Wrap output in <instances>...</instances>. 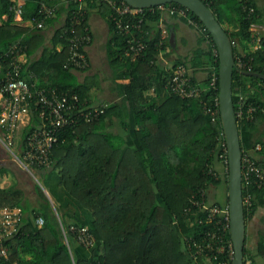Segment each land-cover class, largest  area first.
<instances>
[{
    "label": "trees",
    "instance_id": "trees-1",
    "mask_svg": "<svg viewBox=\"0 0 264 264\" xmlns=\"http://www.w3.org/2000/svg\"><path fill=\"white\" fill-rule=\"evenodd\" d=\"M22 1L24 20L37 15L41 2L48 5L63 2L54 16L46 20V25L63 14L67 18L55 34L53 46L44 49L38 59L29 62L25 68L36 77L31 81L37 88L53 87L65 92L70 103H75L76 112H88L101 106L104 111L90 120L79 116L74 125L66 126L58 145L51 151L50 168L36 169L49 187L47 191L53 206L37 184L36 203L32 207L16 185L2 186L0 182V208L17 207L22 214L19 231L4 243L7 257L1 258L0 264H72V259L76 264H231L232 260L226 259L225 255L219 254L215 259V254L209 250L192 258L187 249L191 241L205 248L208 243L202 232L204 228L197 224L196 209L192 204L201 198L200 193L204 192V199L209 204L228 206V166L222 165L221 173L216 165L222 163L219 155L221 142H224L219 106L215 121L206 113L209 107L214 110L213 103L219 93L218 79L215 89L207 88L211 73L215 72L218 78L219 69L218 54L214 53L216 46L207 29L198 33L196 61L190 63L187 58H177L174 62V66L181 64L191 69L192 83H196L197 70L205 68L206 78L201 86L205 90L199 97L181 98L166 88V80L174 66L165 70L159 62L160 54L166 57L165 50L171 49L168 34L160 41L159 21L172 18L186 23L185 19L177 14L167 17L157 6L145 9L142 29L146 32V57L131 61L124 56L123 37L108 19L111 8L102 1H87L84 24L88 25L90 9H97L107 24L106 60L113 73L116 93L115 100L94 105L88 95L95 84L93 78L79 82L72 74L73 70L63 67L69 51L68 17L75 9L72 0ZM114 1L116 4L123 2ZM259 1L264 2H203L214 13L230 42H236L232 46L233 56L243 55L250 72L264 75V38H260V47L250 48L255 45L251 28L264 18V8ZM13 4L11 0H0V60L12 44L19 42L23 51L29 53L33 40L41 39L40 34L12 23L14 15L9 7ZM167 6L185 9L204 27L185 7L176 3ZM244 7L253 8V12L248 15ZM3 16L7 21H3ZM202 43H206L207 48H200ZM57 46H60L59 50ZM199 55L206 56L205 64L197 60ZM247 67H235L233 71L235 112L239 96L246 104L264 108V80L243 75L241 71L246 72ZM125 79L126 83L118 81ZM72 95H76V102ZM35 123L33 118L22 130L21 145ZM263 123L261 111L245 125L237 122L239 132L245 126L252 133ZM113 127H120L119 132L110 131ZM243 149L241 144V151ZM211 186L224 187L223 202H209L208 188ZM248 190L252 206L250 209L244 206L245 224L264 202V187L251 186ZM246 193L243 186V198ZM38 217L44 221L40 228L35 224ZM59 221L64 228L86 226L94 237V247L87 252L77 244L72 248L74 243L70 241L71 256L62 240ZM256 248V254L264 258L263 239L260 238ZM243 251L244 264H257L247 251L245 241Z\"/></svg>",
    "mask_w": 264,
    "mask_h": 264
},
{
    "label": "built area",
    "instance_id": "built-area-1",
    "mask_svg": "<svg viewBox=\"0 0 264 264\" xmlns=\"http://www.w3.org/2000/svg\"><path fill=\"white\" fill-rule=\"evenodd\" d=\"M87 1L92 0H72L74 10L68 17V34L69 51L68 56L63 63V67L69 70H86L89 67L87 57V47L91 43V31L89 25L84 24V16L86 14ZM106 3L111 8L108 17L113 27L123 37L125 44L124 56L131 61H137L146 57L147 44L144 42L146 32L142 29L143 16L145 9L133 8L125 2L116 4L114 0H97ZM204 1V0H201ZM67 1H65L66 3ZM13 5L9 10L13 12L14 17L22 15V7L13 1ZM59 7L58 3L48 5L44 2L39 4L37 15L31 19L34 28L42 30L46 26V20L54 16ZM166 16L173 14L185 19L190 27L194 28L198 33L205 32L206 28L200 26L187 11L183 8L175 6L160 5L157 6ZM151 8V7H150ZM149 8V9H150ZM248 15L253 12V8H245ZM163 20L159 21L161 28L160 41L167 38V30L162 25ZM81 28V29H80ZM251 31L253 33L254 48L260 47V36L256 33L254 26ZM160 45L162 43L160 42ZM236 42L232 41L231 46H235ZM19 42L11 45L4 55V59L0 60V143L6 148H11L17 135L31 124L35 119V125L25 137L24 143L20 144L18 154H13L14 158L19 161L25 170L50 168V154L53 148L58 145L61 138V132L66 126L74 125L77 117L83 116L90 120L93 116L98 117L103 113L104 108L97 107L92 111L84 112L75 110V103L67 98L65 92H59L53 87H36L32 82V73L24 76L23 62L20 59L24 53ZM217 50V49H216ZM214 50V53L218 54ZM8 59V61L6 60ZM234 63L237 69L247 67L243 55L234 56ZM247 71L249 68L247 67ZM217 75L212 72L208 81V89H215ZM166 88L173 94L181 98L199 97L205 90L196 83L191 81V72L185 66L177 64L174 66L166 80ZM73 102L77 101L76 95H72ZM217 106H219L218 98L214 101L212 110L210 107L206 109L212 121L216 120ZM258 111L264 113V108H259L253 103L246 104L243 97L239 96L237 102V111L235 112L236 121L245 125L251 122ZM93 113V115H92ZM221 154L219 159L224 166H228L226 143L221 142ZM261 148L257 145L255 151L259 152ZM241 182L247 193L243 198V206L250 209L252 206L251 193L249 188L264 187V163H259L255 156L249 151H241ZM200 199L193 201L196 211L197 224L204 230L208 243L206 248L191 241L188 246L190 256L195 258L204 253V251H212L215 259L220 254L225 255L226 259L233 260L234 250L230 238V215L228 206L220 207L218 205L209 204L204 199V192L200 193ZM22 214L19 208H0V259L7 257V248L4 243L11 239L21 226ZM37 227H41L44 221L38 217L35 221ZM61 228L62 240L69 249L70 241L77 244L84 251H89L95 245L94 237L90 234L86 226L70 225L64 228L59 221ZM72 264H76L72 259ZM226 264V263H221ZM250 264V262H248Z\"/></svg>",
    "mask_w": 264,
    "mask_h": 264
},
{
    "label": "crops",
    "instance_id": "crops-1",
    "mask_svg": "<svg viewBox=\"0 0 264 264\" xmlns=\"http://www.w3.org/2000/svg\"><path fill=\"white\" fill-rule=\"evenodd\" d=\"M11 1H15L18 5H21V7L23 5L22 0H11ZM62 3L63 2H59L58 3L59 6H61ZM259 5L264 8V2L263 1H259ZM96 16H100L97 9H90V15H89V18L87 19V23H88V25L90 27V31H91V43L87 47V56H88V60H89V67L84 71H78V70L71 71L72 74L77 78V80L79 82H83L87 78H93V80H94L93 83H95V84L92 88H90L88 95H89V99L91 101H93L94 105H98L100 103H106V102L109 103L112 101V99L113 100L116 99V95H115L116 93L114 92V87H113V83H112L113 73H112V70L110 69V67L108 66L107 60H106V64L108 66V72H109L108 86L106 85L107 81H105L104 78H99L100 76L95 72V70H97V68H98V62H99L98 57L96 56L97 55L96 50H92V52L90 53V50L92 48V42H93V28H95V26L99 23V19ZM2 19H3V21H7L6 16H3ZM66 20H67L66 15L63 14L60 16L59 19L55 20L53 23L47 24L44 29L38 30V29L34 28V24L32 23L31 19L24 20L22 18V15L20 17H14L13 16V22L12 23L14 25L27 28L29 32L40 34V36H41V39H34L33 40V42H32L33 46L29 47V53L24 52L20 58L23 62V73L29 72V71H27V72L25 71V68H27L29 62L38 59V57L40 56V54L42 53V51L44 49H50L53 46L52 40H53L55 34L57 33V31L61 27H63V25H65ZM0 24H1V21H0ZM162 25H163V27L165 26V29L167 30L168 41H169L170 47H171V49H170L171 51L168 48L165 50V53H167L168 56L165 57L163 55V53H161L159 56V62L162 64V66L165 68V70L171 69L177 58H187V60H189V61L191 60L190 63L195 62L196 56L194 55V53H195L196 48L198 47L199 38H200L198 32L194 28L187 25L186 23L181 22L179 20H173L172 18H168V20L166 22L163 21ZM105 27H106V32H105L106 33V40L104 43V55H105V59H106L105 44H106V41L108 38V28H107L106 22H105ZM258 28H264V18H262L261 23H259L258 25H254L255 30ZM256 33H258V31H256ZM171 34H173L172 39H170ZM261 34H263L262 31H261ZM258 35L260 36L259 33H258ZM252 36H253V33H252ZM56 48L59 50L60 46H57ZM200 48H202V49L207 48V44L202 43L200 45ZM250 48H251V50L255 49L254 46H250ZM197 60L203 62L204 64L207 61L206 56H204V55H199V58ZM29 73H32V72L30 71ZM32 75H33L32 79L35 80L36 77L34 76L33 73H32ZM205 78H206L205 68L198 69L197 73H195L196 83H198L200 86H202ZM118 81L119 82L123 81V83H126L127 79L118 80ZM95 91L98 92V95L95 94ZM100 92L101 93L103 92V93L101 94ZM239 133H240V142L244 148L243 150L249 151L250 154L255 156L256 160L264 162V123L262 125H260L258 128H256L253 133L248 131V129H246L245 126H242ZM261 136H263L261 138V140L256 142L255 139H258ZM131 141L132 140L130 139V142ZM257 145L261 148V150L259 152L255 151V147ZM17 149H19V147ZM218 168H219V166H218ZM34 171L37 172V170H34ZM11 176H14V174L12 173ZM3 178L8 181V184L6 186L14 184V185H16L17 188L22 190L24 193V189L19 185V183H17L15 181V179L13 177L4 176ZM3 180L0 179L1 185H3V183H5ZM36 183L42 189L43 193L51 201V203H53L52 202L53 200H52L50 194L48 193L47 190L43 189L39 185V182L37 179H36ZM34 191H35V185H34ZM24 197H25V194H24ZM25 200H26V198H25ZM32 200H28V203H29V205L34 207V205L36 203V199L33 201ZM26 203H27V201H26ZM245 229H246L245 230V246L247 248V251H250V253L252 254V256L255 259V262L257 264H264V258H262L260 255L256 254V251H257L256 247H257L258 241L260 240V238L264 240V202L257 209V211H256L254 217L251 219V221H249L246 224Z\"/></svg>",
    "mask_w": 264,
    "mask_h": 264
},
{
    "label": "water",
    "instance_id": "water-1",
    "mask_svg": "<svg viewBox=\"0 0 264 264\" xmlns=\"http://www.w3.org/2000/svg\"><path fill=\"white\" fill-rule=\"evenodd\" d=\"M133 8H150L176 3L192 12L210 33L218 52V102L228 158V209L230 238L234 257L231 264H244L245 219L241 182V142L232 100V76L235 70L233 50L228 34L217 21L214 13L201 0H122ZM173 38L171 34L170 39ZM241 73L264 80V75L254 72Z\"/></svg>",
    "mask_w": 264,
    "mask_h": 264
},
{
    "label": "rangeland",
    "instance_id": "rangeland-1",
    "mask_svg": "<svg viewBox=\"0 0 264 264\" xmlns=\"http://www.w3.org/2000/svg\"><path fill=\"white\" fill-rule=\"evenodd\" d=\"M96 17L99 19V23L95 26V28H93V42L90 53L92 52V50H96L97 55L95 53L94 54L98 57L99 62H98V68L97 70H95V72L100 76L99 78H104V80L107 81L106 85L108 86L109 72L104 55V43L106 40L105 20L100 16H96ZM260 30L263 32V34H261ZM255 31H258L260 36L264 37V28H258ZM95 94L98 95V92L95 91ZM110 131H112L113 133H118L119 127L110 128ZM19 138H20V134L17 135L11 148H6L2 143H0V179L3 180L4 176L13 177L15 181L19 183V185L24 189L25 198L28 200H32V199L35 200L37 197L34 191V185L37 184L36 179L38 180L39 185L43 189L47 190L49 187H47V184L44 183L43 177L38 175V172L33 171L31 169H29V171L25 170L22 164L19 161H17L16 158H14L13 154L15 155L18 154L17 148L19 146V142H18ZM216 165L217 167L219 166L220 168L219 172L222 173L224 170L222 166L223 164L217 162ZM220 165L222 166V169ZM12 173L14 174V176H11ZM3 181L5 183H3L2 186H6L8 184V181L6 179H4ZM224 196H225L224 187L211 186L210 188H208L209 202L221 203L224 200ZM74 247L76 248V246L72 244V248Z\"/></svg>",
    "mask_w": 264,
    "mask_h": 264
}]
</instances>
